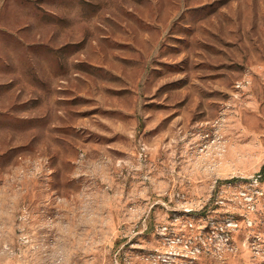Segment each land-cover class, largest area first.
I'll return each instance as SVG.
<instances>
[{"label":"rangeland","instance_id":"rangeland-1","mask_svg":"<svg viewBox=\"0 0 264 264\" xmlns=\"http://www.w3.org/2000/svg\"><path fill=\"white\" fill-rule=\"evenodd\" d=\"M263 163L264 0H0V264H264Z\"/></svg>","mask_w":264,"mask_h":264},{"label":"built area","instance_id":"built-area-1","mask_svg":"<svg viewBox=\"0 0 264 264\" xmlns=\"http://www.w3.org/2000/svg\"><path fill=\"white\" fill-rule=\"evenodd\" d=\"M238 85H240V84H238ZM253 182H254V185H255V186L258 185V183L260 182V177H259V175L256 176V178L254 179ZM258 192H259V191H257V193H258ZM246 200H247V202L251 203V202H252V197H247ZM251 208H252V207H251ZM188 226H189V228H191V227H192V224L189 223ZM228 227H230V228H232V229H227ZM235 228H238V223H237V222H228V223H227L226 225H224L223 227H220L219 230H220L221 234H220V237H219V238H220L219 241H221L222 243L228 242L230 238H229V236L226 234V232H227V230H234ZM256 240L259 241V240H260V237L257 236V237H256ZM263 243H264V240H263ZM229 250H232V248H230ZM195 252H199L198 249H194V251H192L191 253L194 254ZM262 253L264 254V249H263Z\"/></svg>","mask_w":264,"mask_h":264},{"label":"trees","instance_id":"trees-1","mask_svg":"<svg viewBox=\"0 0 264 264\" xmlns=\"http://www.w3.org/2000/svg\"><path fill=\"white\" fill-rule=\"evenodd\" d=\"M257 175H259L260 180H263L264 179V163L261 166L260 171H259V173Z\"/></svg>","mask_w":264,"mask_h":264}]
</instances>
